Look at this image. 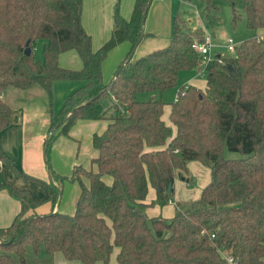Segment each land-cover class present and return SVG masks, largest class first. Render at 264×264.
I'll return each instance as SVG.
<instances>
[{"label":"trees","instance_id":"1","mask_svg":"<svg viewBox=\"0 0 264 264\" xmlns=\"http://www.w3.org/2000/svg\"><path fill=\"white\" fill-rule=\"evenodd\" d=\"M205 1L210 9L219 0ZM229 1L233 21L239 3L255 36L207 66L205 89L179 86L170 103L174 131L163 118L167 103L156 94L177 87L182 71L202 69L193 44L203 41L204 31L183 27L178 13L168 45L134 58L152 0H136L129 20L117 8L112 36L97 50L82 23L83 0H0V131L11 121L3 98L9 86L39 84L52 98L56 81L83 82L51 113L44 142L49 180L18 171L42 184L53 205L67 181L78 182L76 211L28 215L39 203L3 178L0 187H10L24 211L0 229V264L25 263L28 246L84 264H109L116 247L119 264H264V0ZM40 40L42 59L35 54ZM124 41L130 51L106 82L103 63ZM72 49L83 60L81 69L59 63ZM145 93L150 96L141 99ZM107 99L113 103L104 105ZM100 119L109 125L93 136L96 168L78 165L70 176L57 173L50 156L54 141L80 120ZM225 150L241 156L226 157ZM192 161L211 172L201 196L183 208L177 203L171 218L150 216V187L157 190L155 203L172 202L178 176L193 182ZM0 162L13 165L2 151Z\"/></svg>","mask_w":264,"mask_h":264},{"label":"crops","instance_id":"2","mask_svg":"<svg viewBox=\"0 0 264 264\" xmlns=\"http://www.w3.org/2000/svg\"><path fill=\"white\" fill-rule=\"evenodd\" d=\"M181 1L186 2V0H152L144 24L146 36L136 48L134 58L168 45L173 33L174 19L182 5ZM135 3L136 0H83L82 23L92 37L95 50L102 47L111 38L115 27L116 9L118 8L120 14L129 20L132 17ZM261 32L264 35V30ZM222 34L219 31L220 40L224 42L226 38H223ZM130 48L131 43L124 41L109 52L103 63V75L106 82L114 77L119 64L125 59ZM59 63L61 66L71 69L83 67V60L75 49L62 53ZM82 83L75 80H58L54 83L52 98L39 84L27 89L9 86L3 93V98L11 106L12 115L10 125L0 131V151L7 155L13 165L9 167L5 164L2 165L0 181L5 178L17 188L31 193L39 205L28 210V215L47 214L52 210H60L65 213L76 211L81 192L78 182L67 181L61 200L57 205H53L52 201L47 200L48 192L42 184L22 178L18 171L42 180H49L44 142L51 124V113L61 109L66 98ZM187 83L185 85H194L205 89L207 81L206 79L203 81L190 79ZM164 93L162 94L163 100L165 99ZM164 101L166 102V100ZM166 103L163 118L173 126L175 131V126L170 120L171 105ZM108 125L109 120L106 119L80 120L71 128L69 135L59 136L54 141L50 154L53 169L61 175L70 176L75 166L78 165H83L87 169L96 168L95 164L93 165V158L98 155V152L93 145V136L95 133H103ZM197 162L189 163L190 173L192 170L197 172L200 168L198 164L200 162ZM204 175L208 176L207 173ZM210 179L211 172L209 179L205 180L204 178L202 186L205 187ZM107 181L110 182L111 178H107ZM183 185L182 179H175L173 201L162 207L155 204L157 190L150 187L146 202L151 203L153 207L148 208V214L152 217L161 215L171 218L176 214V203L190 202L201 196L203 190L198 192L199 194L189 193ZM23 211L22 199L16 196L10 187H0V229L11 227ZM118 253L119 249L116 247L109 264H119ZM53 264L84 263L68 260L63 253L56 252L53 255Z\"/></svg>","mask_w":264,"mask_h":264},{"label":"rangeland","instance_id":"3","mask_svg":"<svg viewBox=\"0 0 264 264\" xmlns=\"http://www.w3.org/2000/svg\"><path fill=\"white\" fill-rule=\"evenodd\" d=\"M180 3L182 5L179 11V15H180L179 23L183 27H186L188 29L190 28L193 30L201 29L204 32L213 33L216 40L221 39L219 36V31H220L223 33L222 34L223 38L232 37L237 43L242 42L243 40L253 37L255 35V32L248 28L246 15L244 14L242 5L239 3L236 5V13L238 14L236 22L233 21L234 19L233 4L229 0H219L216 2L217 5L216 8H210V9L207 8V3L205 0H186V2L183 3V1H181ZM43 46H44V41L43 40L38 41L37 49L35 52L36 57L38 59L43 58ZM233 52L234 51H230L226 48H220L218 50V54L221 55H228V54H232ZM201 67L202 70L193 69V70L182 71L180 74L178 86L167 90L166 93H164L165 95L164 100H166V102L168 103H171L173 101V98L177 96L179 86L188 84L187 82L190 79H200L203 81L205 79L204 70H203L204 67L203 60L201 63ZM162 94L157 93L156 95L162 97ZM149 96H150L149 93L140 95L141 99H146ZM111 102L113 103L112 99H107L103 101L104 105H109ZM225 155L226 157H230V158H238L241 156L240 153L232 152L229 150H225ZM0 164L3 165L4 163L0 162ZM198 164L200 168H198L197 172L192 170L190 173L193 182L189 185L187 182L184 181L183 186L186 188V190L189 193L192 192L197 194L198 192L202 191L204 188L202 186L204 178L206 180L209 179L210 177L209 167L203 165L202 163H198ZM204 173H207L208 176H205ZM177 178L178 180L181 179L179 176ZM0 179H1V175H0ZM185 188H183L184 191ZM183 190L182 192H184ZM190 202H178V203L181 204L180 207L183 208L186 206L187 203ZM155 204H159V203H155ZM166 205H168V203L159 204V206L161 207ZM151 207H153V205H151L150 208ZM18 264H53V257L44 252L38 254L34 253L32 247L28 246L27 254H26V262L25 263L18 262Z\"/></svg>","mask_w":264,"mask_h":264},{"label":"built area","instance_id":"4","mask_svg":"<svg viewBox=\"0 0 264 264\" xmlns=\"http://www.w3.org/2000/svg\"><path fill=\"white\" fill-rule=\"evenodd\" d=\"M236 45L237 42L232 37L226 38L223 42L221 40H216L213 33L205 32L203 41H196L193 44V48L197 50L200 54H202L203 63H204V67H203L204 74L207 66L210 63H212L215 60V58L221 55L218 54V50L220 48H226L230 51H233Z\"/></svg>","mask_w":264,"mask_h":264},{"label":"water","instance_id":"5","mask_svg":"<svg viewBox=\"0 0 264 264\" xmlns=\"http://www.w3.org/2000/svg\"><path fill=\"white\" fill-rule=\"evenodd\" d=\"M27 53H30V49H29V48L27 49ZM229 68H231V66H229ZM170 188H171V187H170ZM170 188H169V190H168L169 192L171 191Z\"/></svg>","mask_w":264,"mask_h":264}]
</instances>
